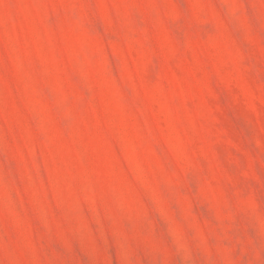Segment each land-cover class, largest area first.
I'll return each mask as SVG.
<instances>
[{"label": "rangeland", "instance_id": "374dc122", "mask_svg": "<svg viewBox=\"0 0 264 264\" xmlns=\"http://www.w3.org/2000/svg\"><path fill=\"white\" fill-rule=\"evenodd\" d=\"M0 264H264V0H0Z\"/></svg>", "mask_w": 264, "mask_h": 264}]
</instances>
